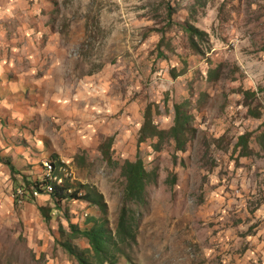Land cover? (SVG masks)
Instances as JSON below:
<instances>
[{
    "label": "rangeland",
    "instance_id": "rangeland-1",
    "mask_svg": "<svg viewBox=\"0 0 264 264\" xmlns=\"http://www.w3.org/2000/svg\"><path fill=\"white\" fill-rule=\"evenodd\" d=\"M178 104L184 149L139 144L146 111L168 132ZM262 134L264 0H0V264L91 262L80 231L115 234L125 207L116 264H264ZM139 158L146 191L126 203ZM46 161L74 198L30 193Z\"/></svg>",
    "mask_w": 264,
    "mask_h": 264
},
{
    "label": "trees",
    "instance_id": "trees-1",
    "mask_svg": "<svg viewBox=\"0 0 264 264\" xmlns=\"http://www.w3.org/2000/svg\"><path fill=\"white\" fill-rule=\"evenodd\" d=\"M186 31L192 37L194 42V37L205 36L203 31L199 29L189 26ZM255 96V92L253 91H245L244 97L246 100L253 98ZM183 104H178L175 106V119L174 126L168 131H159L153 124L152 117L150 111L147 110L144 115V125L140 130V139L139 144L147 139H157L163 140L164 138H171L176 141L178 149H184L185 144V133L187 130V126L189 125V116L186 111L183 109ZM250 114L255 115L254 111L250 110ZM250 133H246L241 135L237 141V147L241 148V153H248L251 151L249 147V137ZM261 140H264V134L259 136ZM52 162V161H51ZM12 170H15L13 166H11ZM122 174L126 180V188H125V202H135L143 198L144 193L146 191V178L147 172L142 159H138L135 162L128 161L123 166ZM35 188L42 193H46L43 187L50 184L48 179L43 180L41 182H35ZM70 191L68 184H64L63 186H57L56 184L52 185V191L49 192V195L53 198H56L58 201L74 198L70 194L68 197V192ZM73 194H76L75 192ZM98 200L95 201L94 197H88L90 201L96 205H99L103 214L107 211V204L104 201L103 195H97ZM91 227L80 231V235L87 239L90 250L94 256V263L87 261L86 254L89 253V249H86L82 253L77 254V260L82 264H96L97 262L111 263L116 264V257L119 254L120 246L123 245L128 239L129 234H131L132 225L129 223L127 217V208L123 209L122 215L120 217V221L117 227L115 234L108 231L103 224V220L90 219ZM70 227L73 229L72 232H77V228L71 223ZM68 248L70 249L69 245ZM73 253H76L73 251Z\"/></svg>",
    "mask_w": 264,
    "mask_h": 264
},
{
    "label": "built area",
    "instance_id": "built-area-1",
    "mask_svg": "<svg viewBox=\"0 0 264 264\" xmlns=\"http://www.w3.org/2000/svg\"><path fill=\"white\" fill-rule=\"evenodd\" d=\"M57 169L58 167L54 165L51 161L45 162V170H47L46 179L50 181V184L43 187V189H45L47 193L52 191L53 184H56L57 186H63V178L62 177L60 178L59 175H57ZM30 193L34 194V196H37L39 193H42V192H40L39 190L35 188Z\"/></svg>",
    "mask_w": 264,
    "mask_h": 264
}]
</instances>
